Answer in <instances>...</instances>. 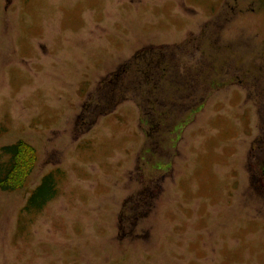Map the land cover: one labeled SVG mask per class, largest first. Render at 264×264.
I'll list each match as a JSON object with an SVG mask.
<instances>
[{"label":"rangeland","instance_id":"obj_1","mask_svg":"<svg viewBox=\"0 0 264 264\" xmlns=\"http://www.w3.org/2000/svg\"><path fill=\"white\" fill-rule=\"evenodd\" d=\"M172 6L0 0V147L23 140L37 158L20 188L0 189V264H264V178L249 149L263 100L256 108L237 84L206 90L201 111L165 133L181 107L150 128L133 91L112 96L113 73L133 57H171L205 28L204 5L183 15ZM256 9L216 28L220 43L241 45L244 67L255 43L264 50ZM49 172L56 197L26 211Z\"/></svg>","mask_w":264,"mask_h":264},{"label":"flooded vegetation","instance_id":"obj_2","mask_svg":"<svg viewBox=\"0 0 264 264\" xmlns=\"http://www.w3.org/2000/svg\"><path fill=\"white\" fill-rule=\"evenodd\" d=\"M174 12L179 14L194 11L196 8H202L204 5L210 10L209 16L202 23L205 27L198 36L194 34L186 35L184 40L175 42L173 58H163V71L168 72V68L174 67L176 73V82L178 83V95L181 103L185 106L203 105L206 101L205 91L212 92L213 89L223 88L227 84H237L247 90V95L256 103H264V50L259 49L260 42L253 45V59L244 65L243 58L237 56V49H243L240 44L220 43L219 32L223 25L236 21L242 17L243 11L255 10L258 5L259 10H264V0H171ZM256 9V10H258ZM239 14V15H238ZM214 27V32L211 30ZM242 44L248 43L243 42ZM239 47H238V46ZM225 56V57H224ZM235 59L231 65V60ZM261 59V62H258ZM235 71L231 77L220 78L224 72ZM120 72V71H119ZM119 72L113 73L116 78ZM113 79H111L112 81ZM152 83V81H151ZM113 91L112 96L122 95L120 90ZM247 97V98H248ZM263 97V98H261ZM261 109L256 110L259 118V134L252 138L249 149L251 154V165L261 167V175L264 178V118L261 116ZM264 111L262 112V114ZM255 114V112H254Z\"/></svg>","mask_w":264,"mask_h":264},{"label":"trees","instance_id":"obj_3","mask_svg":"<svg viewBox=\"0 0 264 264\" xmlns=\"http://www.w3.org/2000/svg\"><path fill=\"white\" fill-rule=\"evenodd\" d=\"M173 52H175V49ZM167 53L165 50H160V48L158 50L152 48L148 52L144 51L141 55L133 57L130 65L125 64L122 70H119V75L112 80L118 79L120 83V90L123 94L118 96L120 97L118 100L123 98L126 92L133 91V97L136 98L139 107L147 112V114H144L143 119L150 128L152 125H156V121L169 123L168 120L171 121L173 119L174 110H169L166 106L174 107L177 105V107H181L179 110L184 111L180 116L182 119L177 123L173 122L170 128H167L168 125L164 126L166 124L162 125L167 129L164 131L165 133L168 130L170 132L176 131L175 127L182 122L187 124L192 119V115L200 111L203 106H185L181 103L174 67L171 68V73L169 72L170 68L167 69L168 72H162L163 58L174 59L173 53H171V57H168ZM125 74L134 75L136 81L131 83V85L125 84ZM129 87L131 88L129 89ZM114 90H117L118 94H120V90ZM36 159L35 148L23 140L1 146L0 189L10 191L20 188L24 184L26 177L31 173ZM56 185L57 180L54 173L44 174L40 179V183L33 188L27 197L24 209L33 212L41 211L47 202L56 197Z\"/></svg>","mask_w":264,"mask_h":264}]
</instances>
